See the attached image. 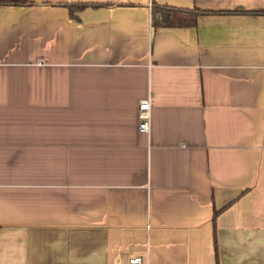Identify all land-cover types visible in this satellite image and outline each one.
I'll return each instance as SVG.
<instances>
[{"label":"crops","instance_id":"1","mask_svg":"<svg viewBox=\"0 0 264 264\" xmlns=\"http://www.w3.org/2000/svg\"><path fill=\"white\" fill-rule=\"evenodd\" d=\"M30 1L0 6V264H264V15L152 22L264 0Z\"/></svg>","mask_w":264,"mask_h":264},{"label":"trees","instance_id":"2","mask_svg":"<svg viewBox=\"0 0 264 264\" xmlns=\"http://www.w3.org/2000/svg\"><path fill=\"white\" fill-rule=\"evenodd\" d=\"M34 3L30 0H0V6H11V7H25L33 6ZM71 7V6H70ZM84 7L83 5L80 6ZM72 10V8H71ZM212 14H249L257 15L264 12H247V11H232V12H214L205 11L198 8L194 9H176L167 6L154 5L152 7V22L153 28H170V29H188L196 27L198 24V19L204 15ZM219 212L216 211V215Z\"/></svg>","mask_w":264,"mask_h":264},{"label":"built area","instance_id":"3","mask_svg":"<svg viewBox=\"0 0 264 264\" xmlns=\"http://www.w3.org/2000/svg\"><path fill=\"white\" fill-rule=\"evenodd\" d=\"M139 131L148 134L151 128V104L150 100H144L140 104ZM129 264H148L143 257H135L129 260Z\"/></svg>","mask_w":264,"mask_h":264}]
</instances>
